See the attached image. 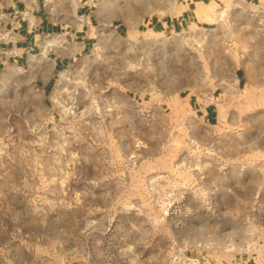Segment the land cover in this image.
I'll use <instances>...</instances> for the list:
<instances>
[{
    "label": "rangeland",
    "instance_id": "obj_1",
    "mask_svg": "<svg viewBox=\"0 0 264 264\" xmlns=\"http://www.w3.org/2000/svg\"><path fill=\"white\" fill-rule=\"evenodd\" d=\"M24 1L0 0V264H264V13L175 36L138 30L155 0ZM216 87L208 126L188 98Z\"/></svg>",
    "mask_w": 264,
    "mask_h": 264
},
{
    "label": "crops",
    "instance_id": "obj_2",
    "mask_svg": "<svg viewBox=\"0 0 264 264\" xmlns=\"http://www.w3.org/2000/svg\"><path fill=\"white\" fill-rule=\"evenodd\" d=\"M17 2L19 7L25 3L24 0H17ZM14 3L15 1H12L13 8L16 7ZM80 3V8L86 11L87 3L83 0H80ZM250 11L264 13V0H155V5L144 17L138 30L142 28L147 34L168 33L175 34V36L183 33L211 31L231 20L234 21L233 16L236 13L241 14L243 18L249 17L252 14ZM39 12L41 9L37 12L40 26L51 28L54 31L56 23L52 21L51 13L46 5H43L42 14ZM20 26L23 25L20 24ZM27 34L31 37L32 31L27 30ZM61 62V60H56L55 65L62 66ZM260 75H263L262 70ZM236 76L240 84V75ZM217 90L218 87L207 95L191 92L188 98L191 109L208 126L218 123L220 114L223 112L224 105L221 102L223 89L219 92ZM185 258L188 259L187 257L182 259Z\"/></svg>",
    "mask_w": 264,
    "mask_h": 264
}]
</instances>
